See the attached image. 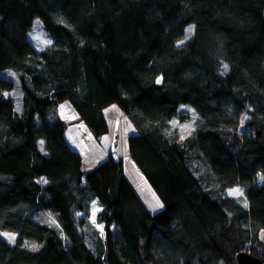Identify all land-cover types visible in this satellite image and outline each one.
Here are the masks:
<instances>
[{
    "label": "trees",
    "instance_id": "1",
    "mask_svg": "<svg viewBox=\"0 0 264 264\" xmlns=\"http://www.w3.org/2000/svg\"><path fill=\"white\" fill-rule=\"evenodd\" d=\"M63 101L95 139L109 105L128 118V157L159 211L122 159L82 170ZM184 106L197 129L181 139ZM237 186L242 200L226 194ZM261 230L264 0H0V232L15 238L0 234V264H236L240 251L264 263Z\"/></svg>",
    "mask_w": 264,
    "mask_h": 264
},
{
    "label": "rangeland",
    "instance_id": "2",
    "mask_svg": "<svg viewBox=\"0 0 264 264\" xmlns=\"http://www.w3.org/2000/svg\"><path fill=\"white\" fill-rule=\"evenodd\" d=\"M35 20H37V19H35ZM189 29H191V31H189ZM192 30H193L192 27H190V26L187 27V29L185 31V39L183 40L184 42H185V40H188L192 36V32H193ZM28 38L37 50H43L44 48L49 47L51 44V40L49 39V37L45 33V31L42 29L41 23H39L38 21L34 22L33 28L28 34ZM18 95H19V92L17 90L15 92V90H14L13 96L15 98V101H17ZM65 102L68 105H70V103L68 101H65ZM112 107L118 109L117 106H115V105H113ZM180 111L183 113H186L188 115L182 120L173 119L171 121V126H172V128H175L178 131L180 138L184 139L186 136H189L195 129H197V118L195 116H193L191 110L187 106L181 107ZM245 120H246V117L243 116L241 118V122H240L241 127L244 124ZM107 122H108L109 126H112L113 122L110 119H108ZM131 126H129V127H131ZM132 128H129V131H126L128 133H125L124 131H121V130H120V132H121V134H128V136H129V135H132L135 133L134 128H133V130H132ZM82 140L83 141H81V142L84 143L85 152H86V153L83 152L80 154L81 160H82V165H83V170H89L105 158V157H103L102 159H93V157H95V155L93 157H92V155L95 152L97 155H100L102 153L103 154L105 153V155L108 154L109 147H110V138H109V136H107V134H105L101 138V142L95 141L94 146L96 148V151H95V149L89 150V144L93 145L92 141H94V139L90 138V142H86L87 140H85V139H82ZM117 144L119 146V143H117ZM196 164H197L196 160L193 159L190 161V166L192 167V170L194 172L196 170ZM125 169H126V176L129 179L128 182H130V184L133 186V189L136 191L138 197L140 198V200L144 204V206L145 205L146 206L147 205H152V206L155 205L156 206V203L161 204L159 198L156 196L153 189L149 186V184L145 181V179L142 176H140L141 174L139 175L137 173H131L128 165L125 166ZM226 194L231 198H240L242 200V195H243L242 190L238 186L235 188H232V189H228L226 191ZM101 209L102 208L99 206V204L97 203L96 200L90 201V203H89V221L94 225V227L99 231L100 235L102 236L103 235L102 223L97 221V215L101 211ZM153 210H158V208L153 209ZM0 234L5 236L9 241H12V243L15 240L14 235L11 233H8L7 231L0 232ZM258 239L262 240L263 247H264V230H261L259 232V238ZM26 247L32 248L31 245H26ZM257 251H260V250H257Z\"/></svg>",
    "mask_w": 264,
    "mask_h": 264
},
{
    "label": "crops",
    "instance_id": "3",
    "mask_svg": "<svg viewBox=\"0 0 264 264\" xmlns=\"http://www.w3.org/2000/svg\"><path fill=\"white\" fill-rule=\"evenodd\" d=\"M113 105H115V104L109 105L108 107H106L103 110V114L105 116V120H106L107 128H108L106 134L110 138V147H109L108 154H110L114 160H118V159L123 160L125 177L129 181L128 177L126 176V169H125L126 165L129 166V170L131 173H137L139 175L141 173L139 172V170L137 169L135 164L128 157V150H127V146H126V138H127L128 134H121L120 130L124 131L125 133H128L126 131H129V128H132V126H131V123H129L128 118L121 112V110L118 107H117L118 109L112 107ZM57 113H58L59 118L62 121L67 123V128L64 132V136H65V140H66L68 146L70 147V149L77 152L79 155L83 152L86 153L85 152V145L81 141H83L82 139H85V140H87L86 142H90V138H91V139H94V141H92L93 145L89 144V150L95 149V151H96L94 143H95V141L101 142V138L104 135L99 139H95L93 137V135L90 133V131L88 130V128L86 127V125L83 122H80L78 120L79 116L76 113V111L74 110V108L71 106V104L68 105L65 101L59 103V105L57 107ZM108 119H110L113 122L112 126H109V124L107 122ZM129 126H131V127H129ZM132 130H133V128H132ZM117 143H119V146ZM108 154L105 155V153L104 154L102 153L100 155H97L95 152L92 155V157L95 155V157H93V159H102L103 157H105L104 159H106L109 156ZM81 168L83 170V165ZM91 169H89V170H91ZM89 170H83V171L88 172ZM140 176H142V175H140ZM145 207L150 213H155L162 208V204L156 203V206L155 205L154 206H152V205L146 206L145 205ZM157 208H158V210H153V209H157Z\"/></svg>",
    "mask_w": 264,
    "mask_h": 264
},
{
    "label": "water",
    "instance_id": "4",
    "mask_svg": "<svg viewBox=\"0 0 264 264\" xmlns=\"http://www.w3.org/2000/svg\"><path fill=\"white\" fill-rule=\"evenodd\" d=\"M236 264H264L256 255L240 251L235 255Z\"/></svg>",
    "mask_w": 264,
    "mask_h": 264
},
{
    "label": "snow or ice",
    "instance_id": "5",
    "mask_svg": "<svg viewBox=\"0 0 264 264\" xmlns=\"http://www.w3.org/2000/svg\"><path fill=\"white\" fill-rule=\"evenodd\" d=\"M189 31H191V29H189ZM225 67H227V66H225ZM159 82V81H158Z\"/></svg>",
    "mask_w": 264,
    "mask_h": 264
}]
</instances>
